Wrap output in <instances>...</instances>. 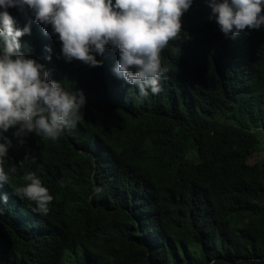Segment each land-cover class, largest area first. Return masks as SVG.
I'll use <instances>...</instances> for the list:
<instances>
[{"label": "trees", "instance_id": "16d2710c", "mask_svg": "<svg viewBox=\"0 0 264 264\" xmlns=\"http://www.w3.org/2000/svg\"><path fill=\"white\" fill-rule=\"evenodd\" d=\"M197 17L204 33L186 45L195 77L159 115L140 107L149 120L109 131L130 106L91 90L84 117L58 140H13L9 185L42 171L54 199L46 216L14 193L0 202V264H264V161H249L264 144V25L227 39L207 6ZM106 138L128 172L97 194L83 153Z\"/></svg>", "mask_w": 264, "mask_h": 264}, {"label": "clouds", "instance_id": "9594fccd", "mask_svg": "<svg viewBox=\"0 0 264 264\" xmlns=\"http://www.w3.org/2000/svg\"><path fill=\"white\" fill-rule=\"evenodd\" d=\"M205 6L227 39L264 25V0H0V202L14 193L34 203L37 214H49L54 197L39 178L42 171L26 173L16 190L9 185V149L13 140L24 146L32 134L56 141L74 129L89 91L130 106L108 121L109 131L119 125L120 133L127 132L150 119L137 108L158 115L166 109L168 95L182 91L183 78L195 77L186 45L204 33L197 10ZM123 93L131 97L114 99ZM83 156L97 194L114 191L128 172L107 138Z\"/></svg>", "mask_w": 264, "mask_h": 264}, {"label": "rangeland", "instance_id": "374dc122", "mask_svg": "<svg viewBox=\"0 0 264 264\" xmlns=\"http://www.w3.org/2000/svg\"><path fill=\"white\" fill-rule=\"evenodd\" d=\"M249 161L250 164L261 163L262 161H264V144L261 146V148L258 149L254 156L250 158Z\"/></svg>", "mask_w": 264, "mask_h": 264}, {"label": "bare ground", "instance_id": "6f19581e", "mask_svg": "<svg viewBox=\"0 0 264 264\" xmlns=\"http://www.w3.org/2000/svg\"><path fill=\"white\" fill-rule=\"evenodd\" d=\"M122 96L121 97H116V98H114V99H127L128 97H131V96H129V94H126V93H123V94H121ZM126 96V97H125Z\"/></svg>", "mask_w": 264, "mask_h": 264}]
</instances>
